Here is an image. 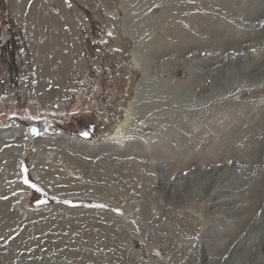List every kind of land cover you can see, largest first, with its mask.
Segmentation results:
<instances>
[{
  "label": "rangeland",
  "instance_id": "1",
  "mask_svg": "<svg viewBox=\"0 0 264 264\" xmlns=\"http://www.w3.org/2000/svg\"><path fill=\"white\" fill-rule=\"evenodd\" d=\"M261 194L264 0H0V264H264Z\"/></svg>",
  "mask_w": 264,
  "mask_h": 264
},
{
  "label": "bare ground",
  "instance_id": "2",
  "mask_svg": "<svg viewBox=\"0 0 264 264\" xmlns=\"http://www.w3.org/2000/svg\"><path fill=\"white\" fill-rule=\"evenodd\" d=\"M124 121V120H123ZM125 121H127V120H125ZM118 125H119V123H118ZM115 129V128H114ZM8 135H5V137H10V136H13L14 137V135H17V134H20V135H24L25 136V134L23 133V130L22 129H15L14 131H13V133L12 134H10L9 132L7 133ZM106 134H107V132H106ZM126 135H127V133L126 132H123L122 130H120V127L119 128H117V132H115L114 134H111V135H108V137H107V139L108 140H114V141H116V139H119V137H125L126 138ZM27 138V137H26ZM119 141V140H118ZM25 144H26V141H25ZM25 144H23L22 146L20 145L19 147H18V145L16 146H14V144L12 145V146H10V147H12V149H14V151H19V153L20 152H22L23 151V148L25 147ZM3 148V147H2ZM9 148V147H8ZM193 175V174H192ZM198 177H200V176H198ZM213 178H215L214 176H212ZM212 177L211 176H209V175H207V174H201V178L202 179H204L205 180V182H207V181H212ZM197 178V176L194 178V179H196ZM194 179H191V180H194ZM207 180V181H206ZM225 181H223V183H224ZM237 185L239 186L240 184H238L237 183ZM203 186L204 187H206L207 186V183H204L203 184ZM227 186H231V184H228ZM228 187V188H229ZM233 188H235L236 189V184H234L233 183ZM247 190V189H246ZM246 190H244V191H246ZM241 191V190H240ZM243 191V192H244ZM220 192V191H219ZM219 192L217 191L216 192V194H214L213 196H210L211 198H210V200L208 201L209 202V204H208V208H210V207H212V205L213 206H218L219 204H221V202L219 201H217V202H215V203H213V201H215L217 198H216V196H218L219 195ZM212 198H214V199H212ZM208 199V198H207ZM264 201V197H262V194L260 195V197L259 198H257L255 201H254V207L256 208L258 205H260V204H262V202ZM223 203V202H222ZM248 206L246 205V208H247ZM207 208V209H208ZM245 212V211H244ZM245 213H248V212H245ZM245 213H244V215H245ZM252 216H258L257 218H256V225L255 226H253L252 225V231L253 232H255V235H254V237H253V235L252 236H250V237H246V238H244L243 240H242V242H241V244H244V246H243V252H246L245 254H250L251 253V255H253L252 253H254L255 251L254 250H252L251 248L252 247H255V248H257V252H258V254H261V243H262V245H264V214L263 213H259L258 215H252ZM5 218L3 217L2 218V220H4ZM254 228V229H253ZM252 232V233H253ZM3 233V231H0V234H2ZM251 235V234H250ZM1 236V235H0ZM248 246V248H246ZM239 249V248H238ZM237 249V250H238ZM2 250V249H1ZM252 250V251H251ZM235 251V250H234ZM237 252V251H236ZM238 253H240V251L238 252ZM237 253V254H238ZM236 254V255H237ZM5 255V253L3 252V253H0V256H4ZM233 257H231L230 255L229 256H227V255H225L224 257H226L227 259H228V261H226V263L225 264H234L233 263V259H235V258H237V257H240L241 255H238V256H236V257H234V255H232ZM243 257V256H242ZM241 257V258H242ZM248 257V256H247ZM249 257H250V255H249ZM253 257V256H252ZM251 258V257H250ZM241 260V259H240ZM249 261H250V259H248ZM254 260H255V258H254ZM199 262V261H198ZM242 262V261H241ZM251 262V261H250ZM190 263V262H189ZM197 263V262H196ZM201 264H203V261L201 260V262H200ZM247 263V262H246ZM260 264L261 263V261H257L256 260V263H253V264Z\"/></svg>",
  "mask_w": 264,
  "mask_h": 264
},
{
  "label": "water",
  "instance_id": "3",
  "mask_svg": "<svg viewBox=\"0 0 264 264\" xmlns=\"http://www.w3.org/2000/svg\"><path fill=\"white\" fill-rule=\"evenodd\" d=\"M17 121L15 119H8L5 120L3 122L4 125H13L16 124ZM50 127V123H48L45 120H39V121H35L33 124H31L30 126H28V133L32 138H35L38 135H41L43 133H47ZM53 194L55 196H57V194L55 192H53ZM43 203H48L47 199H43L39 202L33 203L34 206H40ZM126 216V215H124Z\"/></svg>",
  "mask_w": 264,
  "mask_h": 264
},
{
  "label": "flooded vegetation",
  "instance_id": "4",
  "mask_svg": "<svg viewBox=\"0 0 264 264\" xmlns=\"http://www.w3.org/2000/svg\"><path fill=\"white\" fill-rule=\"evenodd\" d=\"M57 127H61V125L57 126ZM29 188V192L30 193H37L38 190L40 189L38 185H36L35 183L33 184H29L28 186ZM48 199L50 201L49 198H52L54 201H56L57 204L59 205H70L73 201H76V200H81L82 199H77L76 197H73V198H66V197H63L62 195H58V197H55L53 198V196L49 193V192H45V195H40L39 196V199L37 200H40V199Z\"/></svg>",
  "mask_w": 264,
  "mask_h": 264
},
{
  "label": "snow or ice",
  "instance_id": "5",
  "mask_svg": "<svg viewBox=\"0 0 264 264\" xmlns=\"http://www.w3.org/2000/svg\"><path fill=\"white\" fill-rule=\"evenodd\" d=\"M85 136L87 135V133L84 134Z\"/></svg>",
  "mask_w": 264,
  "mask_h": 264
},
{
  "label": "built area",
  "instance_id": "6",
  "mask_svg": "<svg viewBox=\"0 0 264 264\" xmlns=\"http://www.w3.org/2000/svg\"><path fill=\"white\" fill-rule=\"evenodd\" d=\"M57 195H59V194H57Z\"/></svg>",
  "mask_w": 264,
  "mask_h": 264
}]
</instances>
